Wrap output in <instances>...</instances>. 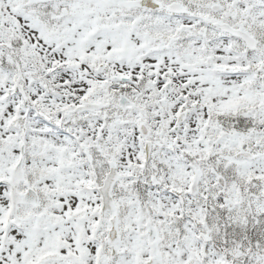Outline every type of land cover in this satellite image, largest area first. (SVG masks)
I'll list each match as a JSON object with an SVG mask.
<instances>
[{
	"label": "snow or ice",
	"instance_id": "6c2138e0",
	"mask_svg": "<svg viewBox=\"0 0 264 264\" xmlns=\"http://www.w3.org/2000/svg\"><path fill=\"white\" fill-rule=\"evenodd\" d=\"M0 264H264V0H0Z\"/></svg>",
	"mask_w": 264,
	"mask_h": 264
}]
</instances>
